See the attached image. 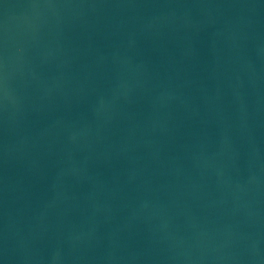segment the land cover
<instances>
[{"label":"water","instance_id":"water-1","mask_svg":"<svg viewBox=\"0 0 264 264\" xmlns=\"http://www.w3.org/2000/svg\"><path fill=\"white\" fill-rule=\"evenodd\" d=\"M0 264H264V0H0Z\"/></svg>","mask_w":264,"mask_h":264}]
</instances>
